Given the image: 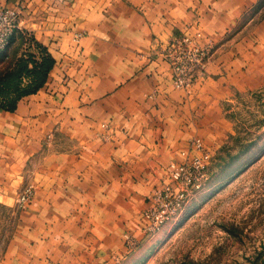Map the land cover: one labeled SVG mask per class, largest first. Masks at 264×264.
<instances>
[{"label": "crops", "instance_id": "crops-1", "mask_svg": "<svg viewBox=\"0 0 264 264\" xmlns=\"http://www.w3.org/2000/svg\"><path fill=\"white\" fill-rule=\"evenodd\" d=\"M0 4L20 7L21 28L53 58L38 89L0 103V202L35 188L0 264L112 262L127 250L125 232L144 234L151 194L189 141L224 137L225 95L264 74V14L242 24L264 0ZM182 31L215 43L188 90L159 54Z\"/></svg>", "mask_w": 264, "mask_h": 264}, {"label": "rangeland", "instance_id": "rangeland-1", "mask_svg": "<svg viewBox=\"0 0 264 264\" xmlns=\"http://www.w3.org/2000/svg\"><path fill=\"white\" fill-rule=\"evenodd\" d=\"M263 14L264 10L247 13L242 24L248 23L243 28ZM185 34L188 35L182 31L173 38ZM35 35L19 28L0 53V103H14L43 80L50 62ZM199 42L207 43L200 38ZM168 43L161 44V56ZM211 43L215 48V43ZM214 50L207 57L206 66ZM206 66L192 85L181 89L192 87L204 75ZM222 107L223 120L216 127L223 130L224 137L221 140L194 137L189 141L190 155L205 151L209 155V174L184 215L140 239L130 231L125 232L127 250L121 256L113 254L114 261L107 264H264V74H256L246 87L233 88L225 95ZM194 139L200 140L204 147L192 149ZM18 209L17 204L0 202V256L14 232ZM126 234L135 238L134 246H128Z\"/></svg>", "mask_w": 264, "mask_h": 264}, {"label": "built area", "instance_id": "built-area-1", "mask_svg": "<svg viewBox=\"0 0 264 264\" xmlns=\"http://www.w3.org/2000/svg\"><path fill=\"white\" fill-rule=\"evenodd\" d=\"M20 18V7L0 4V53L21 28ZM212 45L211 42L201 44L197 36L191 37L187 34L173 38L168 43L162 50V56L172 68L176 87L188 88L192 85L196 76L204 71L206 59L214 49ZM192 144V149L200 150L204 147L198 139H194ZM205 153L190 155L185 151V160L172 162L171 180L153 192L151 204L144 210L147 219L143 228L144 234L157 233L168 222L177 221L184 215L191 199L203 188L208 178L207 162L210 157ZM34 194L33 185L23 189L17 200L18 207L24 208ZM126 237L128 246L136 244L133 236L126 234Z\"/></svg>", "mask_w": 264, "mask_h": 264}, {"label": "trees", "instance_id": "trees-1", "mask_svg": "<svg viewBox=\"0 0 264 264\" xmlns=\"http://www.w3.org/2000/svg\"><path fill=\"white\" fill-rule=\"evenodd\" d=\"M13 38V37H12ZM43 49V52H44V56H45V59H48L49 60V67L46 69V73H45V75H44V77H43V80L41 81V83L38 85V87L36 88V89H38L39 88V86H41L44 82H45V80H46V78H47V73H48V71L50 70V68L53 66V58L46 52V50H45V48H42ZM36 89H33V90H31V91H34V90H36ZM30 92V91H29Z\"/></svg>", "mask_w": 264, "mask_h": 264}]
</instances>
